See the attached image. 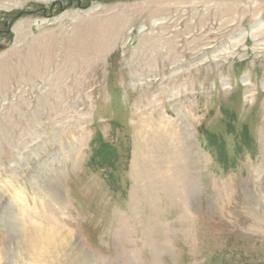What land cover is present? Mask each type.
<instances>
[{
	"label": "rangeland",
	"instance_id": "obj_1",
	"mask_svg": "<svg viewBox=\"0 0 264 264\" xmlns=\"http://www.w3.org/2000/svg\"><path fill=\"white\" fill-rule=\"evenodd\" d=\"M56 225L264 264V0H0V264H68Z\"/></svg>",
	"mask_w": 264,
	"mask_h": 264
},
{
	"label": "bare ground",
	"instance_id": "obj_2",
	"mask_svg": "<svg viewBox=\"0 0 264 264\" xmlns=\"http://www.w3.org/2000/svg\"><path fill=\"white\" fill-rule=\"evenodd\" d=\"M51 231L53 233L57 232L62 237L68 264H91V259L89 260L85 256L83 247L78 243L74 235L67 228L62 225H56L51 227ZM33 249H35V247L29 244L28 251L31 252Z\"/></svg>",
	"mask_w": 264,
	"mask_h": 264
}]
</instances>
